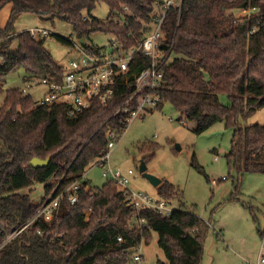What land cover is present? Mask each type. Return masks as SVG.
<instances>
[{
	"label": "trees",
	"instance_id": "trees-1",
	"mask_svg": "<svg viewBox=\"0 0 264 264\" xmlns=\"http://www.w3.org/2000/svg\"><path fill=\"white\" fill-rule=\"evenodd\" d=\"M157 1L0 0V11L10 6L9 18L0 28V95L5 94L0 107V240L33 217L37 205L30 192L35 184H43L44 195L58 182L57 193L79 184L77 202L71 205L62 199L56 221L33 222L0 251V264H130L135 249L150 244L152 233L157 234V246L165 257L155 264H200L209 223L194 212L177 209L163 217L142 211L144 224L138 226L125 195L115 190L112 181L107 179L97 188L84 179L85 169L107 148V133L120 136L128 127L127 119L144 92L122 105L134 91L132 76L148 65L147 57L139 53L133 57L128 83L113 87L107 105L93 101L73 117L67 116L64 106L36 107L20 89L3 90L4 77L16 70L24 72L25 81L61 77L62 67L44 41L32 39L28 31L14 32L17 16L30 13L63 22L78 41L85 42L93 33L109 34L128 50L140 43L142 22L149 21ZM100 3L109 11L105 21L91 15ZM123 6L133 16L119 25L114 17L123 13ZM241 11L248 16L237 18ZM163 32L161 48L170 61L166 58L163 65L158 90L162 101L157 109L169 103L180 114L179 121L194 124L192 132L197 135L217 123L231 127L225 157L236 171L237 183L245 173L264 174V126H239L245 112L264 107V0H182L179 12L173 9L167 14ZM52 39L74 46L54 34ZM220 96H226V105ZM152 157L144 155L141 162ZM32 158L50 161L44 168H33ZM192 162L197 165L194 156ZM156 192L161 200L176 199L185 206L178 188L167 181H161Z\"/></svg>",
	"mask_w": 264,
	"mask_h": 264
},
{
	"label": "rangeland",
	"instance_id": "rangeland-1",
	"mask_svg": "<svg viewBox=\"0 0 264 264\" xmlns=\"http://www.w3.org/2000/svg\"><path fill=\"white\" fill-rule=\"evenodd\" d=\"M108 8L100 3L91 13L99 21L108 17ZM10 6L0 11V28L9 18ZM249 12H238L243 19ZM31 29H44L56 36L68 39L72 45H79L72 28L60 21L42 20L35 14H21L13 22L15 33ZM113 38L109 34L93 33L85 43L89 46L108 48ZM45 49L55 62L64 66L76 59L71 46H62L56 39L48 40ZM25 74L16 70L4 77L3 90L20 89L25 86ZM46 93L44 87H33L26 95L37 105ZM5 94L0 95V107ZM223 105L226 96L219 97ZM180 114L169 104L160 109L149 110L132 117L126 130L118 136L116 146L110 151L108 165L122 176L129 178L128 189L141 192L152 199H159L156 188L139 172L144 155H152L145 163L146 172L161 181H167L182 195L184 207L175 199L169 201L174 209L194 212L204 224L209 223L200 264H241L242 260H257L261 236L264 229V174L245 173L237 183V174L227 165L225 154L230 150L233 129L223 123L211 126L202 134H194V124L179 121ZM258 124L264 126V107L245 112L239 119L240 127ZM176 146L179 149H176ZM195 157L193 165L192 158ZM217 157V161H215ZM199 167V169L196 168ZM129 171L133 174L129 175ZM226 177L225 181H221ZM239 178V177H238ZM91 186L101 187L106 179L102 168L90 164L84 172ZM118 192L119 188L115 186ZM29 190H23L27 194ZM43 184L31 188L30 199L34 205L43 197ZM146 264L165 261L157 246V234L152 233L148 246L141 247Z\"/></svg>",
	"mask_w": 264,
	"mask_h": 264
},
{
	"label": "built area",
	"instance_id": "built-area-1",
	"mask_svg": "<svg viewBox=\"0 0 264 264\" xmlns=\"http://www.w3.org/2000/svg\"><path fill=\"white\" fill-rule=\"evenodd\" d=\"M182 0H159L152 6V12L149 15V21L143 23L144 32L140 43L128 50H123L119 46L116 37H113L108 48L92 46L85 49L81 45L73 46L77 54L76 59L68 61L61 66V77L54 78H33L24 81L25 86L20 88V93L24 96L33 87H44L46 93L36 107L50 108L52 106H64L67 110V116L73 117L82 111L91 107L93 101H98L102 105H107L113 97V87L115 85H126L129 77V66L136 54H141L149 59L148 65L132 76L134 91L122 105H126L136 95L144 92L134 111H131L127 123L132 117H137L142 112L155 110L161 103V97L158 90L161 88L163 65L167 61L166 51L161 48L165 40L163 27L167 14L173 10L180 11ZM123 13L114 17V22L124 25L127 16H133L131 11L122 7ZM247 12V11H243ZM30 37L34 40H42L45 43L52 40V33L44 29H31L28 31ZM169 57V56H168ZM167 58V59H166ZM170 61V58L168 59ZM130 112V110H125ZM118 136L113 131L107 133V148L102 155L92 164L102 168V177L110 180L119 188L120 192L126 197L127 206L136 218V224L141 226L144 220L140 217L142 211H149L157 215L168 217L176 209L166 201L161 199H152L141 192H134L128 189L129 178L122 176L118 171L113 170L108 165L110 151L116 146ZM217 161V157L214 158ZM129 175L133 174L129 171ZM227 178L222 177L221 181ZM59 182L55 188L47 195H43L33 217L18 225L16 228L8 231L0 240V251L20 238L26 233L33 222L43 220L44 222L56 221L59 213V207L62 199H65L71 205L78 200V183H73L67 188L60 190ZM41 235V231H37ZM121 242V239H118ZM140 245L135 249L130 264H146L144 254ZM241 264H264V229L261 234L260 251L255 262L242 260Z\"/></svg>",
	"mask_w": 264,
	"mask_h": 264
},
{
	"label": "water",
	"instance_id": "water-1",
	"mask_svg": "<svg viewBox=\"0 0 264 264\" xmlns=\"http://www.w3.org/2000/svg\"><path fill=\"white\" fill-rule=\"evenodd\" d=\"M79 44L81 46L85 45L84 40H80ZM176 149L178 150L179 147L176 146ZM50 159L47 158L45 160H40L38 158H32L29 162V166L33 167V168H44L48 165ZM139 172L142 174L143 177H145L147 180H149V182L152 184L153 187L157 188L160 184H161V180L148 174L146 172V165L141 162L140 167H139Z\"/></svg>",
	"mask_w": 264,
	"mask_h": 264
},
{
	"label": "crops",
	"instance_id": "crops-1",
	"mask_svg": "<svg viewBox=\"0 0 264 264\" xmlns=\"http://www.w3.org/2000/svg\"><path fill=\"white\" fill-rule=\"evenodd\" d=\"M85 180H87V179H85ZM88 181V180H87Z\"/></svg>",
	"mask_w": 264,
	"mask_h": 264
}]
</instances>
